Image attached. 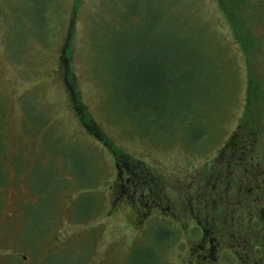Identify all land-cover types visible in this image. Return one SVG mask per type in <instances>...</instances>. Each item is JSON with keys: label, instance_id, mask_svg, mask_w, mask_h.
Masks as SVG:
<instances>
[{"label": "rangeland", "instance_id": "rangeland-1", "mask_svg": "<svg viewBox=\"0 0 264 264\" xmlns=\"http://www.w3.org/2000/svg\"><path fill=\"white\" fill-rule=\"evenodd\" d=\"M126 1L0 0V264H256L239 205L264 169V0ZM146 1L198 56L151 34L128 93L114 54ZM120 169L152 184L132 198Z\"/></svg>", "mask_w": 264, "mask_h": 264}, {"label": "trees", "instance_id": "trees-1", "mask_svg": "<svg viewBox=\"0 0 264 264\" xmlns=\"http://www.w3.org/2000/svg\"><path fill=\"white\" fill-rule=\"evenodd\" d=\"M43 3L41 4V10L43 9L44 11L41 12L40 16H38V20L40 22V25L43 24V21H44L43 18L45 15V8H46V2L43 1ZM125 3H126V6L128 8L129 13H132V14L137 16L138 15L137 13L140 12V10L142 11L141 6L138 4V0H127ZM144 6L149 9V15H148L149 20H148V22L145 25L135 23L134 26L131 28V29H135L136 37L134 38V40L132 39L131 42L124 40L122 42L123 47L122 48L118 47L116 54H114L116 56V60H117L116 66L119 67V70H121V71H122V68H124L123 69L124 71L120 72L121 73L120 79L125 80V82H126L125 90L128 93H129V91L133 92L135 90H137V91H135L137 93L140 92L141 88L147 83V82H145V84H143L144 81H142V83H138V82L141 81V78L147 76L148 72L146 70H144L140 65H136L135 63L131 62V60H133V59H135L137 62L142 61V59H143V56H142L143 52L137 51L135 55L133 54L132 49L135 48V47H133L134 43H136V45H138L139 43H146V47L149 49L150 43L152 40L151 34H154L156 37L155 41L152 40L154 43H158L157 38L160 34H162L163 36H166L165 39L166 38L168 39V42L171 46L174 45V43H173V41H174L176 43L183 44L185 47H187L188 49H192L194 52L196 50L193 46H191L192 43L190 40H187V41L186 40H180L176 36L177 34L175 33V31H172L171 29H167L166 28L167 26H165L163 28L158 27L159 30H157L158 28H156V27L158 25V20L160 18V15L157 14L158 9H159L158 5L152 4V3L146 1ZM129 13L125 14L123 17L127 18L129 16ZM174 28H175V25H174ZM162 35H161V38H163ZM143 36H145V37H143ZM142 37L144 40L142 39ZM193 42H194V40H193ZM236 42H237V40H236ZM149 51H150V49H149ZM149 51L147 54H145V58H147V56L149 55ZM114 55H113V57H114ZM154 55H155V57L159 58L157 52H155ZM195 56H198L197 50H196ZM124 62L126 63L125 67L123 65V67L121 68L120 64L124 63ZM147 64H148V62H147ZM135 69H136V71H135ZM135 83H138L139 85L138 84L134 85ZM236 137H237V133L232 134V136L228 139L226 145L228 143H229V145H231V143H233V141ZM124 189H125L124 184L117 186V192L125 191ZM215 190H216L215 193L217 194L216 199L219 200V198H220V201L224 202V205H226L228 201L231 202L232 200H234V197L230 196V195H232V193L231 194L227 193L228 196L225 197L223 194H221V195L218 194L219 189L218 190L215 189ZM224 198H226L225 201H224ZM215 202L217 203V201H215ZM239 206L241 208V211H242V209L244 210V206L242 204H240ZM251 230L255 232V228L252 227ZM163 233L165 235V238L163 240H169L172 236V231L167 229V228L164 229ZM150 253H151V251H148V250L146 251L147 257L149 256Z\"/></svg>", "mask_w": 264, "mask_h": 264}, {"label": "flooded vegetation", "instance_id": "flooded-vegetation-1", "mask_svg": "<svg viewBox=\"0 0 264 264\" xmlns=\"http://www.w3.org/2000/svg\"><path fill=\"white\" fill-rule=\"evenodd\" d=\"M126 174L128 173H126L123 169H120L117 177ZM128 177L129 183H133V197L132 195H128L127 191L117 192V186H120V183L122 182L118 178L119 180L115 181V184L113 185V202L116 204V206L128 204V200L131 197L135 198V192H140L141 189H144L145 183L148 182V184H152V182L148 180H143L141 176L135 173L128 174ZM252 178L255 179L252 180V191L246 193L245 196L243 195V197H241L242 201H240V203L244 206V210L242 209L241 216H243L245 220H248V225L250 226V229L243 231L242 239L245 238L246 241L247 239L251 240V236L249 233L251 232L252 227L255 228L256 244H254L252 252L255 256L256 264H264V169H260L258 171L257 176H252ZM245 180L249 181V179L247 178H245ZM240 195L242 194L240 193ZM135 212L137 213L136 209ZM242 257L244 263L247 264L249 261L246 260L244 256ZM72 258L79 259L80 256L75 255L72 256ZM23 259L26 261L28 260V264H32L33 260L30 259V255L23 254ZM51 261L54 262V256L50 258L47 257L46 259H44L45 264H48ZM83 264H104V260H102V258H99V256L95 255L91 259L89 256H87L86 260L83 261Z\"/></svg>", "mask_w": 264, "mask_h": 264}]
</instances>
